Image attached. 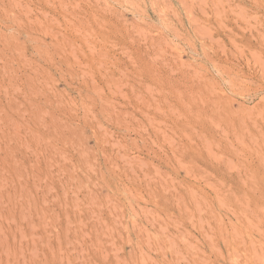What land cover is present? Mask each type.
<instances>
[{
	"label": "rangeland",
	"instance_id": "374dc122",
	"mask_svg": "<svg viewBox=\"0 0 264 264\" xmlns=\"http://www.w3.org/2000/svg\"><path fill=\"white\" fill-rule=\"evenodd\" d=\"M0 264H264V0H0Z\"/></svg>",
	"mask_w": 264,
	"mask_h": 264
}]
</instances>
